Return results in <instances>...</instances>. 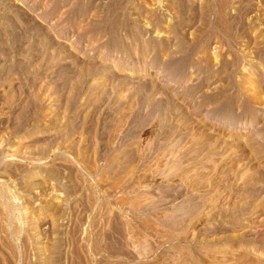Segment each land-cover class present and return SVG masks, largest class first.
<instances>
[{"label": "rangeland", "instance_id": "rangeland-1", "mask_svg": "<svg viewBox=\"0 0 264 264\" xmlns=\"http://www.w3.org/2000/svg\"><path fill=\"white\" fill-rule=\"evenodd\" d=\"M0 264H264V0H0Z\"/></svg>", "mask_w": 264, "mask_h": 264}]
</instances>
